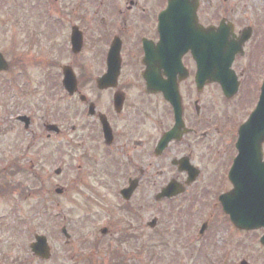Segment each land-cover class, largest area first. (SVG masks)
Instances as JSON below:
<instances>
[{"label":"flooded vegetation","instance_id":"af4514ba","mask_svg":"<svg viewBox=\"0 0 264 264\" xmlns=\"http://www.w3.org/2000/svg\"><path fill=\"white\" fill-rule=\"evenodd\" d=\"M50 1L46 6L51 8L58 36L53 46L55 52L44 58L45 75L42 76L46 82L55 83L52 88L61 90L58 96L60 93L72 105L63 120H55L57 93L51 94L54 97L50 102L44 91L46 103L50 102L44 114L38 116L34 107L15 115L11 113L4 122L2 135L5 133V139L0 145V155L7 154L3 161L0 160V172L8 178L17 176L19 179L14 183L11 179L0 181V192L6 191L4 198L10 199V214H17L22 208L23 202L19 201L35 194V198L40 199L36 200L35 210L39 206V213L47 216L45 224L52 258H37L38 261L64 264L56 248H73L75 238L72 235L64 239L60 231L62 221H67V229L71 225L65 213L57 222L59 212L65 211L62 202L68 199L72 204L76 182H88V185V178L92 176L93 184L96 177L102 187L114 190L126 215L141 218L143 208L153 211L156 203L167 207L171 213L174 206L182 203L185 210L180 206L178 211L184 220L180 221L186 224V219L194 220L202 245L209 244L205 248L213 251V261L208 264H249L244 259L234 261L231 245H218L215 235L220 227L230 228L228 232L234 229L244 232L231 222L232 218H244L250 206L245 203L250 200L256 203L253 209L257 210V203L264 198V35L260 36L262 29L264 34V11L258 14L252 11L254 20L247 24L238 22L236 14L219 17L216 14L214 19L210 16L203 20L201 3L199 15L205 26H217L224 19L228 26L233 23L235 35L230 36L231 41L239 42L246 37L238 46L231 65L229 60L225 65L218 60L219 53L213 46L211 51L197 52V56L191 50L185 51L179 62L171 61L178 48L162 44L159 28V15L166 8L167 0ZM76 33L83 39L78 53L72 49ZM112 44L120 47L121 68L117 79L102 87L96 80L109 70L108 55ZM25 55L22 54L24 67L21 70L14 71L12 64L6 71L4 80L8 94L14 89H17L14 95L19 91L30 94L28 92H36L41 87L36 74L25 68ZM149 66L152 69L149 70L150 81L158 89L150 88L144 76ZM66 70H72L77 76L78 87L73 94H69L63 84ZM93 70L98 77L93 83L83 84ZM207 73L217 78L209 79L204 76ZM170 74L175 75L173 81L181 105L182 124L179 127L176 126ZM90 86L95 96L88 93ZM11 94L5 107L6 117L14 107H23L18 101L12 106L14 96ZM57 123L60 128L50 127ZM243 125L246 147L240 148ZM14 128L21 131L12 133ZM173 128L179 131L160 148L161 138ZM59 166L63 172L70 171V176L61 178V171L54 176L52 172ZM48 178H56V182L43 189L44 183H49ZM53 186L56 189L61 186V194H54ZM131 186L135 190L130 195L123 192ZM163 188H169V196L160 199ZM43 190L48 193L46 196H41ZM187 196L191 198L182 202ZM43 198L48 203L45 209L42 208ZM194 202L193 209L189 208ZM26 213H30V207ZM154 218L156 222L152 226ZM88 219L92 220V216L88 215ZM161 220V214H153L151 220L143 221L145 226L141 225V231H134L138 223L133 220L117 233L103 221L101 227L88 231L83 246L88 243L94 245L92 248H96V252L108 253L110 246H117L111 253L112 264L124 262L120 257L131 261L132 256L128 250L123 251V246L132 249L131 243L137 233L151 237ZM96 230L99 233L94 236ZM168 230L171 231V227ZM176 230L179 234L185 232L179 226ZM50 232L59 236L56 243H51ZM150 240L144 239L142 245Z\"/></svg>","mask_w":264,"mask_h":264},{"label":"rangeland","instance_id":"374dc122","mask_svg":"<svg viewBox=\"0 0 264 264\" xmlns=\"http://www.w3.org/2000/svg\"><path fill=\"white\" fill-rule=\"evenodd\" d=\"M45 1L47 2L50 0H0V49L5 53L6 58L13 64L14 71L21 70V68L24 67L22 54H26L25 58L27 63L25 68H27V71L29 69L32 74L35 73L38 80L41 82V87H39L36 92L26 91L30 94H21L22 91H19L18 95H14V92H17V89L12 90L14 96L12 99V106L18 101L23 107L22 109H16V107H14V110L8 112L9 115L7 114L6 117L5 107L11 93L8 94L5 86V73L0 74V145L2 140L5 139V133L2 135L5 127L4 122L9 119L11 113L15 115L18 111L34 107L38 110V116H41L46 111L47 103L53 102L52 98L54 95L52 97L51 94L61 92V90L56 87L52 88V84L55 85V83L51 84L50 82H46V78L44 79L42 76L44 72L43 68H45V63L43 62L44 58L51 56L55 52L53 49V42L56 36V26H54V30H51L52 22L44 18V16L47 17V12H43V5L46 4ZM235 3V0H203V20H208L210 16L214 19L216 14L218 17L222 14H236V16L239 17L237 18L238 22L240 21L241 24H247L254 20L251 14L252 11H256L257 14L260 11H264V0H239V3ZM250 5L255 6L251 7ZM28 22L29 24H36V31L39 23L42 28H46L39 30L38 35H40V39L35 46L30 42L26 43V37L30 35ZM261 35L262 37L264 35L263 29L260 33V36ZM32 37L36 40V36ZM31 46H33V48ZM85 54H87V52ZM95 77L96 73L95 70H93L89 80L82 81V83L85 85L86 82L92 81L93 83ZM32 79L34 80V78ZM44 91L48 93V101L50 102L46 103L45 100L47 97L44 96ZM88 93L94 96L96 94L92 86L89 87ZM59 95L61 96L60 93ZM57 96L58 93L54 97V101L57 104L56 108L58 109V113L56 115L54 114V116L55 120L61 121L64 116H67L66 111L69 106L72 105V102L66 101L59 96L56 99ZM97 100H100V97H97ZM24 104H27V106H24ZM44 118L45 117L43 116V119ZM20 131L21 129L14 128L12 133ZM6 155L7 154L0 155V160L3 161V159L6 158ZM2 161H0V163H2ZM0 174V181H10V179L13 181L11 183L19 181L17 176L8 178V175H3L1 172ZM76 174L77 173L75 172V175ZM62 175L61 178H67L70 176V171L63 172ZM91 177L88 178V181L93 186H90V184L86 185L88 182H84L83 184L81 182H76L72 191V204L68 199H63L62 202L67 210H72L71 217L73 222L71 221V227L74 228L75 235L83 233L84 229L88 227L97 229V227L103 224V221L108 223L109 226L114 227L113 231L117 233L119 228H126L130 224V221L134 220L138 223V226L134 231H141L143 229L142 226L144 225L143 221L146 219L151 220L153 214H161L162 216L161 225L152 231L151 237H146V235L137 233V238L131 243L132 249L123 246V251L125 252L128 250L129 254L132 256V260L125 261L126 259L128 260V258H126L124 262H117V264H172L180 257L185 259L186 264H208L209 258L213 261L212 250L207 249L209 250V253L199 252L196 246L197 244H200V242L194 241L193 245L196 244V246L189 247L192 244L189 242L186 234L189 233L191 235L196 226V222H194V220L191 222L189 219H186L185 224V221H180L184 220V217H179L180 210L178 211V208L183 206L185 210V205L178 203L177 206H174V210L170 211L171 213H168L169 211L167 210V207L156 203L153 211H147L146 207H144L141 218L126 215L120 206V200L117 195L114 194V190L102 187L100 181L96 177L93 184L91 180L94 179ZM47 181H49V183L48 185L44 183V186L42 187L43 189L49 186L52 182L55 183L56 178H48ZM0 187H2L1 184ZM54 188L55 186L52 187L53 193H55ZM5 192L6 191L0 192V264H52L51 262H39L28 246V242L34 239L35 233H45V231H47L45 230L47 227L45 224L47 221L46 214L44 212L39 214V206L38 209L35 210L37 200L35 198L36 195L32 194V196H29L27 199L19 201L23 202L22 208L18 210L17 214H13V212L10 214V199L4 198L7 197L4 196L6 195ZM22 194L25 193L22 192ZM47 194L48 193H45L43 190L41 196H46ZM8 196L13 197L14 195L9 194ZM186 198L191 197L187 196L183 198L182 202L186 203ZM105 203H107L106 206ZM194 204L195 202L191 203L189 208L193 209ZM29 207L30 213H26L29 210ZM67 210L66 213H68ZM41 214L45 215L44 219H42ZM86 214L92 216L93 223L91 225H85L84 216H86ZM102 217L105 220H103ZM59 219L60 217L57 222ZM177 226L185 229V232L182 231V233L179 234L176 230ZM168 227H171V231L168 230ZM229 229L230 228L226 227L219 228L215 235V240L218 242V245L223 243L231 245L233 251L232 258L234 261H241L244 259L249 262V264H264V245L259 242V239L257 240L262 231L256 230L245 233L234 229V231L230 230L228 232ZM94 233V236H96L97 233H99V230H96V232L94 231ZM50 235V241L52 238V243H56L55 240H58L59 236L53 234V232H50ZM149 238H153L154 242L152 239L147 244L141 245L144 239ZM105 242H107V239ZM73 244L74 248L77 249L72 248L71 250L66 251L57 249L61 256L62 263L64 262V264H66L69 261V264H112V254L117 248V246H110V253L104 251L102 254L97 253L90 255L89 249L94 245H89L87 243L84 247L81 245V240H79V238H75ZM152 246H154L152 250L154 262L150 259L152 255L150 256L149 253ZM207 246H209V244L205 247ZM202 247L205 248L204 246ZM67 255L69 256L66 259L65 256ZM119 256L120 255L118 254V257H116L117 260ZM77 257H85L88 258V260L86 259L83 263H78L79 259Z\"/></svg>","mask_w":264,"mask_h":264},{"label":"water","instance_id":"95a60500","mask_svg":"<svg viewBox=\"0 0 264 264\" xmlns=\"http://www.w3.org/2000/svg\"><path fill=\"white\" fill-rule=\"evenodd\" d=\"M199 5V0H169L168 9L161 15V31L163 36L167 39L169 45H174L178 48V55L175 58H180V56L188 49H194V52H204L213 46V50L219 53L218 60L224 62L225 65L231 52H236L240 42L231 41L230 34L232 33V26L222 24L218 29L214 27H209L207 29L202 28L199 24L197 9ZM76 43V42H75ZM221 53V54H220ZM197 56V55H196ZM174 58H171V61ZM9 67L7 61L5 60L3 54L0 52V71L7 69ZM174 64L170 65L173 68ZM225 67V66H223ZM177 69V68H176ZM149 69L145 73V77L149 83L150 88L158 89V86L154 85L150 81ZM175 69H173V72ZM231 73V71H229ZM175 76V75H174ZM174 76L172 77V81ZM209 79H216V75L213 73L204 74ZM111 76L104 77L98 80L101 86L107 85L110 82ZM65 83H67V88L73 91V85L75 81L73 75L67 72ZM173 97L172 102L178 108L181 107L179 103L178 88L176 83L173 81V89L171 91ZM264 200H261V202ZM252 205V202L250 203ZM257 214H248L246 218H235L233 221L235 224L242 228L251 229L264 226V202L261 203V208ZM38 242L33 244V250L36 254L46 257L47 247L45 241L41 238H37ZM262 242L264 243V236L262 237Z\"/></svg>","mask_w":264,"mask_h":264}]
</instances>
